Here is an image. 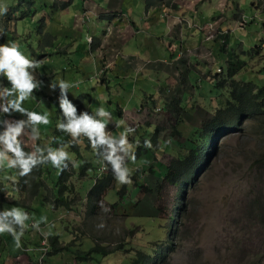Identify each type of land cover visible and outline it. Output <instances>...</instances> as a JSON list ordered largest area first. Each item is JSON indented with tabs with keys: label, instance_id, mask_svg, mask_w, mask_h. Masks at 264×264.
I'll return each mask as SVG.
<instances>
[{
	"label": "rangeland",
	"instance_id": "374dc122",
	"mask_svg": "<svg viewBox=\"0 0 264 264\" xmlns=\"http://www.w3.org/2000/svg\"><path fill=\"white\" fill-rule=\"evenodd\" d=\"M48 1L49 6L46 8ZM48 1L35 0L30 5L31 1L28 0H0V4L7 7V11L4 13L5 18L0 17V26L5 29V35L0 36V43L14 41L28 58L40 63L39 69L35 72V78L41 81V85L38 89H34L32 95L23 102V107L30 111L41 114L48 113L49 123L38 126L39 138L43 140L44 144L49 143L50 146L53 143V133L57 123L65 119L59 115L61 112L58 100L60 90L59 88L50 89L51 80L46 77L56 72L57 81L65 80L64 74L66 73L65 81L75 82L76 87L86 85L89 88L86 92L77 91L73 96H69L67 93L69 100L74 103L82 98L83 105L87 112L91 111L90 114L95 109L104 107L111 114L106 122V133L118 138L125 128L131 127L134 131L127 134L131 151L135 152L138 149V144H142V151L139 155L134 153L135 160L129 159L127 155L124 156V163L129 169L130 183L121 184L117 180L112 181L113 187L102 201L99 214L94 221L93 219L87 220L90 208L87 201L88 192L96 180L100 181L112 172L111 165L100 155L104 152L105 146H100L99 150L93 149L88 138L83 134L74 140L79 144L77 149L68 145L60 146L69 154L70 159L67 160H71L73 165L72 168L69 167L70 171L72 169L75 171V175L71 178L75 191L71 197L76 201L69 209L54 208L53 205V208L49 206L51 208L49 209L48 203H43L46 192L44 189L39 196L30 201V204L27 202L26 205H19L18 202L22 198L14 184L19 179V169L7 168L0 163V181L6 189L4 209L19 207L29 214V220L26 221L28 227L21 237L20 248L15 247L10 234H0V264H30L38 260L40 256L38 259L36 258L38 257L36 249L41 248L44 241L47 242L50 249V253L43 260L44 263L46 261V264H133L137 248H141L145 252L161 248L172 235L173 218H171V214L176 211L177 193L174 187L163 182L162 179L167 172L166 165L173 156L178 154V149L189 147L188 138L192 137L196 129L214 114L216 108L226 105L229 91L226 87L213 83L215 76V82H219L231 71L234 78L238 80L252 82L258 87L264 85V14H262L264 0H203L195 7L198 9V19L195 20L204 18L205 24L200 28L207 35L205 39L210 41L202 43L197 39L195 44V39L194 48L196 49H190L194 50L193 52L196 54L191 53L193 61L191 58L185 61L180 60V63L175 67L182 72H189L187 71L190 69L189 65L187 69H183L189 60L199 66L212 54L215 60L212 73L216 75L210 76V79L204 77V82L197 79L198 85L191 87L194 89L192 93H187L195 98L192 102L198 108L192 114L183 111L179 115L178 127L184 133L186 139H183L185 140L181 138L180 134L168 135L170 130L167 127L168 116L163 109L155 114L153 109L157 108V105L151 104V107L147 109L142 107L143 100L148 99L146 95L156 97L161 93L160 82L155 75L149 82L151 76H147V68L143 67L142 69L140 66L136 69V61L124 68V63L120 61L122 64L120 65L116 59L115 69L108 64L105 67L103 58L97 57V63L93 61L92 82L85 81L76 67L70 71L66 70L67 61L63 55L58 57V53L65 54L70 49L64 47L68 36L62 33L55 35L47 31V22L41 14L45 13L42 11V7H45L46 13L50 16L54 13L55 8L62 10L64 0ZM120 1L122 3L120 8L123 5L128 8L134 0ZM167 1L163 0L160 6L167 7L169 12H174L175 7L172 4L176 2L178 6L184 0H171L170 5L166 4ZM76 3L79 5L73 6ZM112 3L115 1L112 0ZM68 6H73L72 11H75L82 6V2L75 0L73 4L68 3ZM101 6H107L105 1ZM135 6L143 7L142 11L148 10L145 0H135L132 7ZM259 7L263 9L262 12L258 11ZM90 8L83 9L85 20L80 19L79 21L82 26L87 23L86 21H92L94 13L98 10L97 6L90 5ZM88 11L91 12L87 17ZM114 11H105L102 14L114 16L113 22L122 21L128 16V12L124 10L122 12ZM97 16L95 15V18ZM108 19L109 17L103 18V23L94 28L82 29L75 37L83 41V44H87L86 40L92 41V36L97 39L102 38L103 31L107 28L106 34H109L107 36L109 38L113 22H109L107 26ZM66 21L69 20L61 22V28L70 25L66 24ZM58 22H54V25L59 26ZM214 23L217 29L214 28ZM221 23L225 25L226 29L222 31L224 33L220 35V39H216L222 30L218 28ZM62 31L68 34L71 32L67 29H62ZM47 33L52 34L54 38H48ZM223 37L225 39H222ZM221 39L222 43L219 42ZM180 44L181 42L175 38H165L160 45H156L158 49L153 46L147 55L143 48L138 52L124 48L122 56L140 57L143 59V64H141L144 65L150 59V61L156 59L152 55L153 51H156L162 52L160 54L164 57L161 59L162 62L174 64L179 59L176 54L182 52ZM203 46L209 48L208 54L199 51V49L203 50ZM186 52L187 50H183V53ZM92 59L94 60V58ZM229 61L233 62V67L236 69L226 72ZM82 62L87 63V60ZM218 67L223 68V73H216ZM80 68L82 67L80 66ZM192 70L189 75L192 74ZM119 88L128 92L133 98L130 103L121 106L124 110H134V114H130L131 116L127 114L125 118L121 115L125 111L119 108L117 102L109 103V100H113L117 96ZM162 90L166 93L168 88L165 86ZM170 90L171 92L168 93L176 98V92L173 91V88ZM51 96H54L53 99L56 101H52L53 105L56 104L54 106L50 103ZM4 100L5 97L1 102ZM42 100H45L43 104ZM150 102L152 103V101ZM80 113L78 112V115ZM8 114L5 113L4 117L7 115V119L11 118V120L26 118L21 113L15 117ZM138 115L141 116V119L137 118ZM97 118L100 119V117ZM117 121H123V123L117 127ZM156 131L157 143L153 145L150 138L156 134ZM170 137L172 138L170 139ZM34 138L36 137L32 136L30 127L18 137L21 142L30 147H34L36 142L33 141ZM250 140L259 142L260 138L255 134L251 135L241 131L234 133L226 140L223 139L219 143L220 147H217L209 156L207 166L192 179V187L187 185V189L184 190L183 202L186 206H191L188 212L179 216V220L177 218L179 238L175 240L172 264H216L219 257L227 259L225 264H243V262L244 264H264V231L261 228L247 225V222L254 220L256 210L253 208L256 196L264 195V186L258 185L249 177L251 163L245 157L251 151ZM145 141H149L151 147H145ZM195 145L198 148L199 142L197 141ZM55 148L58 147L53 149ZM9 158H11V154H9ZM87 162H90L93 167L87 169L86 175H81L80 169ZM103 165L107 166L104 173L101 172ZM60 170L61 168L53 167L50 163L45 169L44 180L55 193L56 189L54 188H56ZM136 183L143 186L139 192L138 189L131 191L132 188H135ZM176 190L178 189L176 188ZM41 217H45L47 220H40ZM35 221H40L42 227L45 228H41L40 224L38 228H33L32 224ZM43 221L44 224H42ZM240 226L248 231L247 237L251 236V243L248 247H240L233 243L234 231ZM90 232L96 235L100 244L113 248L123 243L125 249L106 255L101 251H95L91 253L90 259L76 258L79 256L78 251L88 252L95 245L92 238L86 237V233ZM54 236H59L60 246L68 245L70 249L53 253L50 237ZM223 239L225 241H222ZM196 244L201 247V250L199 247L198 250L202 251V256L198 255ZM15 250H17L16 253ZM31 255L36 259L33 260Z\"/></svg>",
	"mask_w": 264,
	"mask_h": 264
},
{
	"label": "trees",
	"instance_id": "16d2710c",
	"mask_svg": "<svg viewBox=\"0 0 264 264\" xmlns=\"http://www.w3.org/2000/svg\"><path fill=\"white\" fill-rule=\"evenodd\" d=\"M28 1H31L29 2L30 5L35 2V0ZM118 2L121 3L119 0L112 3V5L120 7V5L117 4ZM162 2L163 0H145L147 8L159 6ZM170 3L171 0L166 2L167 5H170ZM65 4L66 3H64L63 6ZM172 5L174 7L176 4L173 3ZM118 12H122V10H118ZM47 37L54 38V36L50 33H47ZM218 86L226 87L229 91V98L226 105L221 106V108L218 107L214 114L202 123L201 127L196 129L195 132L193 131L194 133L192 134V137L188 138L190 141L189 147L186 146L179 148L178 154L173 156L170 162L166 165L167 172L162 180L174 187L177 193L175 206L176 211H174V214H171V218H173L171 224V229L173 231L172 235L170 236L168 242H165L164 246H162L165 248L161 247L155 250L152 249L149 252H145L141 248H137V254L133 260V264H172V258L175 251V240L179 238V221L177 223V218L179 220V216L188 212L191 206H186L183 202L184 190L187 189V185L192 187V179L207 166L209 156L216 150L217 147H220L219 143L223 139L226 140L234 133H239L241 131H245L251 135L255 134L258 138H260L259 142L250 140L251 151H249L245 159L251 163L249 166V177L252 178V180L258 185L264 186V85L258 87L252 82L238 80L234 78V75L230 71L226 74V77L219 81ZM74 105H76L78 112L86 111L82 98L76 100ZM175 110L180 114L182 113L178 106H175ZM90 112L91 111L88 110L89 114ZM59 115L63 116L61 112H59ZM179 120V115L168 116L167 127L170 129L168 135L171 134V136H175L180 134L183 139L185 138V135L178 127ZM156 138L157 131L156 134L150 138L151 144L155 145L157 143ZM171 138L172 137H170V139ZM73 139L74 138L71 137L69 133H66L64 130L56 127L53 133V143L50 146L49 143L44 144V142H42L43 140L39 137H36L34 147H30L20 140L19 141L26 153L35 152L37 148L42 149V152H36V155L39 156L46 155L48 147L54 148L70 145L71 147H76L75 149H77V143ZM197 141L199 142L198 148H196L195 145ZM141 146L142 144H138V149L134 152L136 155H139L142 151ZM49 163L50 162L48 161L38 163L28 174L24 176L19 174V179L15 183V188L19 191L22 198L18 202L19 205H26L27 202L30 204V201L39 196L41 191L44 189L46 192L43 203H49L53 205L54 208L64 207L69 209L73 206V202L76 200L71 197L72 193L75 191L74 184L71 180V178L75 175V171L73 169L70 171L73 167L72 163L66 160L64 162L66 167L63 165L61 167L60 176L57 181L58 186L56 185L58 192L57 195L52 192V188H50L44 180L45 169L48 167ZM89 167H93L90 162H87L85 166H82L80 169L81 175H86ZM113 180H115V177L112 171L106 178L100 181L97 180L89 190L87 201L90 208L87 220L93 219L94 221L99 214L102 201L106 197L108 191H110L113 187ZM142 187V185L136 183L135 188H132L131 191L138 189L139 192ZM176 188L178 190H176ZM5 196L6 189L0 182V210L4 209L3 203ZM255 199L256 201H254L255 205L253 209L256 210V213L254 215V220L247 222V225L249 227L261 228L264 231V195H257ZM247 232L248 231H246L242 226L238 227L234 231L233 243L240 247H248L251 243V236L247 237ZM86 237L92 238L95 245L88 252L78 251L79 256H76L78 259H90L91 253L95 251H101L104 255H106L109 253L123 251L125 249L123 243L116 245L113 248L100 244L99 239L92 232L86 233ZM50 241L53 253L70 249L68 245H59V236L50 237ZM222 241L225 240L223 239ZM195 247L198 251V255L202 256V251H199L201 250L199 244H196ZM226 262L227 259L219 257L218 261L215 263L225 264Z\"/></svg>",
	"mask_w": 264,
	"mask_h": 264
},
{
	"label": "crops",
	"instance_id": "0c3cea01",
	"mask_svg": "<svg viewBox=\"0 0 264 264\" xmlns=\"http://www.w3.org/2000/svg\"><path fill=\"white\" fill-rule=\"evenodd\" d=\"M43 1H48V0H43ZM74 1L75 0H64L62 4L64 3L66 4L62 6L63 9L58 10L57 8H55V10L53 11L54 13L51 16L50 14L46 13V10L44 9L45 7H42L43 8L42 11L45 13H41L43 15V18L47 22V25H46L47 31L52 32L55 35L62 33L68 36V40L65 43L64 47H69L70 49L67 50L65 54L64 53L60 54V52L58 53V50L55 52L56 54L58 53V57L60 55L64 56L63 58L67 61V64H68V67L66 68L67 71H70L76 67L79 73L83 76L85 81L90 80L92 82L93 80L92 79L93 61L97 63V57L103 58V60L105 61V67L108 64V66L115 67V69L117 66L116 59H118V62L122 61L124 63L123 64L124 68L128 67L131 64H134V62L136 61L137 63L136 69L139 68L140 66L142 69L143 67L147 68L146 70L147 76H151V78H149V82L152 81V76L154 75L159 79V82H160L159 90L161 93L157 94L156 97L154 95H149V96L146 95L148 99L143 100L144 105L142 107L144 109L151 107V104H153V105H157L158 106L157 108H162L165 114H167V116H173V115H180V113L175 110V106H178V108H180L182 112L186 111L187 113H190V114H192L195 111V109L198 108V106H195L192 102L194 101L195 98H192L190 95H187V93L193 92L194 89H192L191 87L198 85L197 84L198 80H200L201 82H204L203 80L204 77H207V79L208 78L210 79V76L216 75L212 73V68H213V65L215 64L214 63L215 60L212 54L208 57L207 60H203L204 62L202 61V64L199 66L195 65L193 62L189 60V63H187L183 67V69L184 70L187 69V66L189 65L188 67L190 69H188L187 71L190 72V70L193 69L192 70L193 72L190 75H189V72H182L180 69H176L175 65L179 64L180 60L185 61L186 59H189L192 57L191 53L194 54L193 52L194 50H190V49H196L194 48L195 39H196L195 44L197 43V39L201 40L202 43L210 41V40L205 39V36L207 35L205 34V31L202 32V29H201L202 26L205 24L204 18L195 20V19H198V9L195 7L198 4H200V2L203 0H184L183 3L179 2L180 4L178 6L175 2L176 5L174 6L175 7L174 12H169L167 10V7H161L160 5L154 6V7L148 8V10L145 9V11H142L144 9L143 7L141 8L140 7L138 8L137 6L132 7L135 3V0L133 1V4L128 8H125L124 5L121 8L114 6L112 5V0H91V1L81 0L82 6L78 7L77 10L72 11L73 6L79 5V3H76L75 5L69 7L68 3L73 4ZM103 1H105V3L107 4L106 7L101 6ZM114 1L116 2L119 0H114ZM117 4L120 5L122 3L118 2ZM90 5H93L95 7L97 6L98 10L97 12L94 13L92 17V21L88 20L86 21L87 23L83 24L82 26L81 22L79 21L80 19L84 20L83 9L85 8L91 9ZM108 5L110 6L108 7ZM48 6H49V1L46 4V8H48ZM110 10H115L114 12L118 10H122V11L124 10L128 12V16L125 17V19H122V21L113 22L112 18L114 16L102 14V13H105V11L107 12ZM262 10L263 9L261 7L258 8L259 12L260 11L262 12ZM89 12L91 11L87 12V17H88ZM262 14H264V12H262ZM95 15H98V16L95 18ZM0 17L4 19L5 14L4 13L0 14ZM57 17H59V19H57ZM105 17H109L107 26L109 22L111 21L113 22L112 24L113 28L111 30L112 33L109 38H107L109 34H106V31H108L107 28H105V30L103 31L102 38L97 39L96 37H93L91 35L92 42L90 40L89 41L86 40L87 44H83V41L78 40V38L75 37L77 33H80L82 31V29L85 30L86 28L88 29L92 27L94 28L102 24L103 18ZM66 19H68L69 21H66L65 23L70 24V25L61 28L60 27L61 22L65 21ZM57 21H59L58 22L59 26L54 25V22H57ZM215 25L216 24L214 23V28L217 29ZM206 27H209V26H206ZM218 28H221L222 30H221V33L218 34L216 39L217 38L220 39V35L223 34L222 31L226 29L223 23H221L220 27ZM62 29H67L68 31H71V32L69 34L63 33ZM165 38H175L178 42H181L180 47H181L182 52L176 54L179 59L176 60L174 64H166L162 62L161 59L164 58L160 55L162 52H156V51H153L152 53V55L155 56L156 59L154 61H150L151 60L150 59L148 63L144 65H142L143 59H141L140 57L133 58L132 55H129L126 57L122 56L124 48L130 49L134 52H138L141 48H143L145 49L144 50L145 55H147L148 51L151 50L153 46L156 47V49H158L156 45L157 44L160 45L161 41L165 40ZM222 39H225V37H223ZM222 39L221 41H219L220 43H222ZM52 48L54 49V47ZM183 50H187V52L183 53ZM189 50L190 52H188ZM203 50L199 49V51L207 53L209 48H206L205 46H203ZM90 57L94 58V60ZM83 60H87V63H83L82 62ZM228 64L229 66H228V69L225 70L226 72L229 71L230 69H236L233 67L234 66L233 62L229 61ZM120 65H122L121 62H120ZM80 66L82 68H80ZM56 76H57V73L55 72L51 74L50 76L46 77V79L51 80V82H56L57 81ZM64 79L65 80L67 79L66 73L64 74ZM215 80H216V76H215V79L213 80V83H215L218 86L219 82L217 81L215 82ZM70 84L73 86L68 89L69 96H73L77 91L86 92L87 89H89L87 88L86 85L84 86L78 85L76 87L75 82L70 83ZM8 86H10V82H8L6 78H3V81H0V102L5 97L4 93L7 90ZM165 86L168 88L166 93L162 90V88ZM154 87L157 88V86H154ZM170 88H173V91L176 92V98L174 96H171L168 93V92H171ZM94 93L96 95L97 92L95 91ZM87 95H90V94L87 93ZM53 98L54 96H51L50 103L52 105H53L52 101L56 102ZM130 100H133V98L130 97L129 93L119 88V92L117 96H115L113 100H109V103L115 104V102H117L119 108L124 110V108L121 106H125V104L128 102L130 103ZM44 101L45 100H42L41 103L43 104ZM150 101H152V103ZM54 105L56 104L54 103ZM95 108H96V103H95ZM124 111L125 112L121 114L124 118L126 117L127 114L128 115L134 114L133 112L134 110L129 111L127 109ZM8 115L15 117L19 115V113L12 112V113H9ZM6 116L4 118H7ZM137 118L141 119V116L138 115ZM33 141L35 142V138L33 139ZM49 206L52 207V205L48 203L47 207L49 208ZM54 210H59V209H54ZM44 223L45 222L43 221L42 224ZM42 226L43 225L40 224L41 228H45ZM37 251H38V257L36 258L38 259L40 255H39L38 249ZM16 252L17 250H15V253ZM30 257L33 260L36 259L32 255ZM34 262H37V260H35ZM34 262H31L30 264H34ZM39 263L46 264V261L45 263L38 262V264ZM20 264H24V263H20Z\"/></svg>",
	"mask_w": 264,
	"mask_h": 264
},
{
	"label": "clouds",
	"instance_id": "9594fccd",
	"mask_svg": "<svg viewBox=\"0 0 264 264\" xmlns=\"http://www.w3.org/2000/svg\"><path fill=\"white\" fill-rule=\"evenodd\" d=\"M6 11L7 7L0 4V14ZM3 35H5V29L0 26V36ZM39 67L40 63L37 60L28 58L20 50L16 42L0 43V81L6 78L10 82V86L7 87L4 93L5 100L0 102V126H2L0 127V163L7 168H18L21 176L28 174L38 163L48 161L53 167L61 168L62 165L66 167L64 161L70 159L68 152L63 147L55 149L48 147L46 155H36V152L43 151L39 148L35 152L26 153L18 139L23 131L29 127L32 136L39 137L38 126L49 123L47 112L41 114L23 107V102L32 95L34 89H38L41 85V81L35 78V72ZM218 69L217 74L223 73V68L220 67L222 72H218ZM72 86L65 80L49 84L50 89L59 88L60 90L58 97L59 107L65 118L63 121L58 122L56 127L69 133L74 138L73 140L83 134V136L88 138L93 149L99 150L100 146H105L104 152L100 153V155L111 165L115 180L121 184L130 183L129 169L124 163V156L127 155L129 159L135 160V154L131 151V145L127 139V134L134 131V129L131 127L125 128L118 138L107 134L105 131L106 122L111 114L102 106L95 109L92 114L82 111L77 115V107L69 100L67 95L68 89ZM161 110L162 108H154L153 111L156 114ZM12 112H19L26 118L18 120L4 118L5 113ZM97 117H100V119ZM122 123L123 121H117L116 126L119 127ZM144 146L151 147V144L149 141H145ZM9 154H11V158H9ZM103 166L106 167L105 170H101L104 173L107 170V166ZM54 189H56V194H58L57 188ZM52 192L55 193L53 188ZM45 219V217L40 218V220ZM27 220H29V214L22 208L12 207L0 210V234H10L15 247L20 248L21 237L28 227L26 224ZM39 224L40 221H35L32 227L38 228ZM37 249L41 256V248ZM48 253H50V249ZM39 259L34 264H37Z\"/></svg>",
	"mask_w": 264,
	"mask_h": 264
},
{
	"label": "built area",
	"instance_id": "2783aa9c",
	"mask_svg": "<svg viewBox=\"0 0 264 264\" xmlns=\"http://www.w3.org/2000/svg\"><path fill=\"white\" fill-rule=\"evenodd\" d=\"M209 39H210V37H209ZM218 72H222V69H218ZM106 169V167L105 166H103L102 167V171L103 170H105ZM48 251H49V247H48V245H47V242L46 241H44L43 242V246L41 247V256H40V259H39V262H42L43 260H44V257L48 254ZM38 264V263H37ZM40 264V263H39Z\"/></svg>",
	"mask_w": 264,
	"mask_h": 264
}]
</instances>
